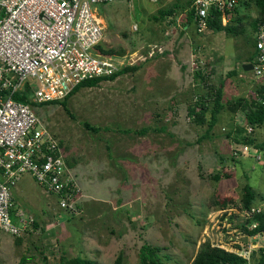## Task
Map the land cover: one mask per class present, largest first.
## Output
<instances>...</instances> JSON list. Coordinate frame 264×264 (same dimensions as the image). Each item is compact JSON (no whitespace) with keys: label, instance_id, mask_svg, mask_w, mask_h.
Masks as SVG:
<instances>
[{"label":"rangeland","instance_id":"1","mask_svg":"<svg viewBox=\"0 0 264 264\" xmlns=\"http://www.w3.org/2000/svg\"><path fill=\"white\" fill-rule=\"evenodd\" d=\"M190 5L116 0L98 6L97 16L109 19L104 49L138 71L83 88L66 106L35 108L64 145L79 191L76 211L62 209L31 175L21 177L13 189L14 210L30 213L36 225L19 237L0 230V264H63L77 257L140 264L145 244L160 250L163 264H193L205 244L232 252L264 247V237L244 231L253 214L264 213V125H248L244 111L264 78L239 66L254 53L264 17L250 3L221 20L231 33L209 27L201 34L188 29ZM155 48L163 51L150 59ZM177 64L185 69L176 70ZM199 72L206 81L195 79ZM221 86L224 110L208 134V126L190 121L187 101H206L212 110ZM245 140L252 142L248 155L241 151ZM247 185L255 194L250 209Z\"/></svg>","mask_w":264,"mask_h":264},{"label":"built area","instance_id":"2","mask_svg":"<svg viewBox=\"0 0 264 264\" xmlns=\"http://www.w3.org/2000/svg\"><path fill=\"white\" fill-rule=\"evenodd\" d=\"M116 0H0V230L19 237L35 218L14 210L13 189L24 175L58 197L75 213L79 194L65 148L31 105L18 101L30 93L37 104L66 100L84 82L118 73L126 58L104 55L106 33L98 6ZM239 0H191L197 30L209 29L213 11L226 22ZM137 27L135 26V29ZM151 50L152 59L159 53ZM253 73L264 78V23L256 37ZM250 154L248 146L242 150ZM256 225H251V231ZM253 248L234 252L250 261ZM232 252V251H229Z\"/></svg>","mask_w":264,"mask_h":264},{"label":"trees","instance_id":"3","mask_svg":"<svg viewBox=\"0 0 264 264\" xmlns=\"http://www.w3.org/2000/svg\"><path fill=\"white\" fill-rule=\"evenodd\" d=\"M250 3L256 4L257 8L259 9V13L261 17H264V0H239V6L235 9H239V7L243 5H247ZM169 14H164V16H168ZM211 19L209 22L210 29H214L217 31H228V27L222 26L220 23L222 20V15L219 14L216 11H213L211 14ZM188 17L191 22L194 20V13L191 11L188 14ZM264 22L261 23V25ZM231 33V31H228ZM256 47V42H255ZM100 51L104 55H114V52L112 51H106L103 47L99 48ZM255 55V56H254ZM253 56H251V60L255 61L256 58V50ZM255 57V58H254ZM138 71V67H124L122 68L118 73L114 74L113 76H110L108 78H99L94 80H89L87 82H84L79 87L76 88V90L64 101L61 102H53L49 104H37L32 102L30 99V93H26L24 95H18L16 99L18 101H22L24 103H27L31 105L32 107L36 108L38 106H48V105H55L59 104L62 106H66V101H68L72 96H74L77 92H79L83 88H94L100 85L101 83L105 81H115L119 77ZM234 75L236 72H233ZM206 78L208 76H203L201 72L196 74L195 79H201L202 81H206ZM206 83V82H205ZM223 86L219 90L216 91L215 94V103L214 108L211 110L208 107V104L206 101H199L194 105H190L188 107V116L190 118V121L192 124L203 127L208 126L207 133L210 134L213 129L216 127L219 116L221 115L222 111L224 110L223 106ZM258 96L256 100L253 102V104H246L244 107V111L246 112L245 117L248 125H251L253 127H259L264 125V88H260L258 91ZM235 111V110H234ZM210 113V115H209ZM208 116H210V120H208ZM85 127L95 133H98L100 130L98 128L92 127L89 124H85ZM151 130V128L143 129L140 134L144 135V133H148ZM62 146L63 143H61ZM248 144H252L250 140H245V145L248 146ZM255 150V148H253ZM260 149H256V152ZM69 165V164H68ZM245 206L246 208L250 209L251 204L254 201L255 194L253 191V188L249 185L246 186L245 190ZM36 223L34 224V226ZM247 225H256L254 229L251 231L246 227L244 228L245 233H247L248 236L252 238L257 237H264V213H255L252 215V218L248 221ZM139 259L140 264H163L162 258L160 255V250L157 247H153L150 244H145L139 253ZM63 264H94L92 261L85 259L83 257H77L73 260L66 261ZM193 264H264V247L259 248L258 250H253L251 253V259L250 261L244 259L237 253L229 252L220 248H214L210 244L203 245L199 255L197 256L196 260Z\"/></svg>","mask_w":264,"mask_h":264},{"label":"crops","instance_id":"4","mask_svg":"<svg viewBox=\"0 0 264 264\" xmlns=\"http://www.w3.org/2000/svg\"><path fill=\"white\" fill-rule=\"evenodd\" d=\"M190 2H191V0H190ZM190 7H191V5H190ZM241 8H243V6H241ZM189 11L191 12V9L189 8L188 10H187V26L188 27H190V28H188L189 30L191 29V27L193 28V27H197L196 26V22H195V20H193V22H191L190 21V19H189V17H188V14H189ZM254 14L258 17L259 15H260V13H259V11H255L254 12ZM103 22H109L108 20V18H106V19H101ZM231 20V19H230ZM228 22V21H227ZM190 23V24H189ZM189 24V25H188ZM193 30H194V28H193ZM258 33V32H257ZM257 35V34H256ZM192 37V35L190 34V33H187V74L190 72V69L191 68H189V65H188V63H190L189 61H188V59H189V57H190V54H191V52H192V46L190 45L191 44V38ZM257 37V36H256ZM196 38H198V37H196ZM256 42V41H255ZM254 53H255V47H254ZM254 53L252 54V56L254 55ZM255 56V55H254ZM191 57H192V55H191ZM250 58H251V56H250ZM248 59L247 61H245V62H242L239 66L240 67H242V69H243V66L244 65H251V64H253V62L254 61H252L251 59ZM255 58V57H254ZM177 67L179 68V67H181V70L182 69H185L184 68V66L182 65V64H177V66H176V70H177ZM178 72V74H180L179 73V70L177 71ZM244 73L245 74H247V75H249V74H253V71H245L244 70ZM177 74V75H178ZM179 78V77H178ZM117 80V79H116ZM178 81V80H177ZM176 81V82H177ZM190 82H188L187 81V98H188V93L191 91V89H190V84H189ZM181 83L179 82L178 83V86L180 85ZM192 87H196V85H193ZM188 107H189V102L187 101V111H188ZM154 112H152V114H153ZM137 114V113H136ZM138 116L137 117H140V116H142V114L139 112L138 114H137ZM155 115H156V113H155ZM157 116H158V114H157ZM159 116H161V115H159ZM154 117V116H153ZM153 117H151V118H153ZM142 122H143V120H142ZM152 125H154V123L153 124H150V125H148V126H146V127H150V126H152ZM194 126V125H193ZM145 127V128H146ZM155 127H153V129H154ZM155 129H157V128H155ZM160 129H162V128H160Z\"/></svg>","mask_w":264,"mask_h":264},{"label":"water","instance_id":"5","mask_svg":"<svg viewBox=\"0 0 264 264\" xmlns=\"http://www.w3.org/2000/svg\"><path fill=\"white\" fill-rule=\"evenodd\" d=\"M243 70L245 71H253V65H244L243 66Z\"/></svg>","mask_w":264,"mask_h":264}]
</instances>
